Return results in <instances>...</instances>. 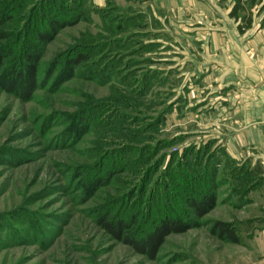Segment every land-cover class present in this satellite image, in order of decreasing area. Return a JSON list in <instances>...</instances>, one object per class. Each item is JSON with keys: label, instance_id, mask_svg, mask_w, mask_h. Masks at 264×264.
Segmentation results:
<instances>
[{"label": "rangeland", "instance_id": "1", "mask_svg": "<svg viewBox=\"0 0 264 264\" xmlns=\"http://www.w3.org/2000/svg\"><path fill=\"white\" fill-rule=\"evenodd\" d=\"M132 11L115 0H0V264L259 262L258 180L202 143L194 86L155 66L163 46L148 42L162 41L160 21ZM31 51L35 89L19 97L26 83L5 84ZM77 54L88 61L68 65ZM191 197L212 204L197 215ZM158 212L183 230L152 253L123 241L152 236ZM132 216L121 240L100 226ZM216 223L234 226L239 242L221 239Z\"/></svg>", "mask_w": 264, "mask_h": 264}, {"label": "crops", "instance_id": "2", "mask_svg": "<svg viewBox=\"0 0 264 264\" xmlns=\"http://www.w3.org/2000/svg\"><path fill=\"white\" fill-rule=\"evenodd\" d=\"M115 1L132 4L139 19L160 21L162 41L148 42L163 46L158 63L179 70L187 91L194 86L202 143L250 165L264 213V0ZM260 222L252 239L264 264Z\"/></svg>", "mask_w": 264, "mask_h": 264}, {"label": "trees", "instance_id": "3", "mask_svg": "<svg viewBox=\"0 0 264 264\" xmlns=\"http://www.w3.org/2000/svg\"><path fill=\"white\" fill-rule=\"evenodd\" d=\"M79 15L80 12H77L76 17H79ZM48 25L51 34L59 27L58 23L54 21L50 22ZM38 35H39L38 40L40 41L47 40V38H45V35H43L42 33H38ZM149 48H151V46H149ZM37 53L38 52L31 51L23 57V60L21 61L22 64L21 63L19 64L20 70L19 71L14 70L11 72L12 79L9 78V80L6 82L5 89L14 91L16 87L19 86L17 85V83L24 82L26 83V87L24 90L20 91L19 97H25V96L28 97V95L32 92V90L35 89L34 76L36 74L37 61L39 59ZM77 55L78 56H75L76 58H74L73 60L71 59L68 65L71 64L72 67H75L83 62L88 61L89 59L87 55H83V54H77ZM155 55L159 57V60H163V58H161L162 56L159 50H158V54ZM1 60L3 59H0V69L3 66V62ZM153 60L154 59L151 60L149 59L148 61L149 63L152 64L154 63ZM158 61H157V65H155L156 67L160 66V64H163L162 61L160 63H158ZM199 198H202V194L201 197ZM199 198L191 197L190 199H187L188 201L186 203L187 206L191 208L193 212L197 215L200 213L201 210H203L202 208L204 206L208 208L212 204V200L209 198L208 199L203 198V200L200 203H198ZM175 215L171 214V216L169 217V215H164L163 213L158 212L156 216L157 220L154 223L155 225L153 227V232L151 234L152 236H149L148 238L145 239L144 242H141L140 244L139 242H135L133 240L127 241L125 238L126 232L129 231L130 228L133 230L137 226V218L135 216L131 217V221L127 225L123 223H119L117 224L116 228L114 227L111 228L108 223L101 221L100 226L103 229H105L109 234H111L113 237L119 240H121V238L124 237L125 240L123 241L130 244L132 248L141 249L143 253H152L156 248L155 245L158 242L157 240H159L162 236H164L168 232L181 231V229L183 228V226L173 221L176 220ZM214 232L218 234L221 239L227 241L228 243L237 244L239 242L236 234V228H234V226L232 225L216 223L214 226Z\"/></svg>", "mask_w": 264, "mask_h": 264}]
</instances>
